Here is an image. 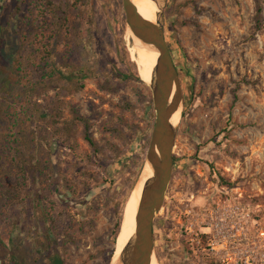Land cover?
Returning a JSON list of instances; mask_svg holds the SVG:
<instances>
[{"label": "rangeland", "instance_id": "rangeland-1", "mask_svg": "<svg viewBox=\"0 0 264 264\" xmlns=\"http://www.w3.org/2000/svg\"><path fill=\"white\" fill-rule=\"evenodd\" d=\"M0 6L9 12L0 58V264H51L54 255L62 264H110L111 231L144 168L154 124L146 84L118 85L127 73L121 42L133 63L121 0ZM162 18L183 106L153 257L209 264L187 254L182 199L200 203L227 187L264 213V0H167ZM74 70L81 88L67 83ZM36 93L44 120L31 107ZM76 117L88 121L95 147ZM67 123L75 124L70 140L59 132Z\"/></svg>", "mask_w": 264, "mask_h": 264}, {"label": "water", "instance_id": "water-1", "mask_svg": "<svg viewBox=\"0 0 264 264\" xmlns=\"http://www.w3.org/2000/svg\"><path fill=\"white\" fill-rule=\"evenodd\" d=\"M157 7L155 22L142 19L130 0H121L125 16V30L158 53L151 81L146 85L151 91L154 124L150 134L144 165L147 163L152 176L142 187L135 217V232L122 249L115 264H147L153 256V221L163 209L173 167V148L177 128L171 117L182 108V91L178 72L164 39L163 11L167 0H151ZM174 89V93L169 96ZM111 263V262H110Z\"/></svg>", "mask_w": 264, "mask_h": 264}, {"label": "built area", "instance_id": "built-area-1", "mask_svg": "<svg viewBox=\"0 0 264 264\" xmlns=\"http://www.w3.org/2000/svg\"><path fill=\"white\" fill-rule=\"evenodd\" d=\"M180 233L187 254L209 264H264V213L227 187L196 202L180 201Z\"/></svg>", "mask_w": 264, "mask_h": 264}, {"label": "bare ground", "instance_id": "bare-ground-1", "mask_svg": "<svg viewBox=\"0 0 264 264\" xmlns=\"http://www.w3.org/2000/svg\"><path fill=\"white\" fill-rule=\"evenodd\" d=\"M137 14L144 20L154 23L157 13V7L151 0H130ZM130 30H125V42L128 46L133 48L132 61L135 65L137 75L140 80L148 85L151 81V75L153 68L156 65L158 59V53L151 46L141 42L139 39L133 36V39L129 37ZM132 34V33H131ZM174 93L172 90L169 99H171ZM180 113L176 112L170 119L171 125L175 126L179 122ZM152 176L150 166L146 163L141 170L136 185L130 192V195L125 203L123 215L120 221L119 233L116 239L117 255L111 260L110 264H115V260L125 247L127 242L131 239L135 232V217L141 197L142 187L144 182ZM147 264H156L155 259L152 256Z\"/></svg>", "mask_w": 264, "mask_h": 264}, {"label": "trees", "instance_id": "trees-1", "mask_svg": "<svg viewBox=\"0 0 264 264\" xmlns=\"http://www.w3.org/2000/svg\"><path fill=\"white\" fill-rule=\"evenodd\" d=\"M0 10H1V14H0V58L2 57V39L3 37L6 35V28L8 24V21H7V16L9 15V12L7 11L6 7L4 6H0ZM17 11V7L14 8V12ZM13 12V13H14ZM13 15L11 13V16L13 18ZM253 20H254V24H255V29L258 31L260 30L261 28V25H262V21H263V17H262V6L260 3L256 2L255 3V12H254V16H253ZM6 28H5V27ZM121 45V50L123 52V65L125 67V69L127 70V73H123V74H120L119 75V83L118 85H122L123 83L125 82H128V81H133V82H142L139 78V76L137 75V72H136V69H135V65L130 61L129 59V54H128V51L126 49V47L124 46V44L121 42L120 43ZM77 71H73V74L72 76H69L67 78V83H69L74 89H77V86L80 83V80L77 79L75 76L77 75ZM79 88H81V85H79ZM39 96V93H36L31 100V107L34 109V111L36 112V114L38 115L39 118H41L42 120L46 119L48 117V113H46L45 111H40L38 110V107H37V103H36V99L37 97ZM4 96H2L0 99L2 100ZM76 121H80L81 123H83V126H84V130H83V133H82V137L84 139L85 142L88 143L89 146L91 147H95L94 146V142L92 141V139L89 137L88 135V129H89V125H88V121L86 119H83V118H80V117H76L75 120ZM74 122V123H75ZM74 123H67V124H64L60 129H59V132L62 136H65L64 139L65 140H70L72 138H74V127H75V124ZM51 148H53V146H51ZM173 160L175 162V158L173 157ZM136 182V181H135ZM217 184L219 186H231L227 181L223 180L222 178H218L217 180ZM132 189V188H131ZM131 191V190H130ZM130 191H129V194L127 196V199L130 195ZM124 200V202L122 203V206L120 207L119 209V212H118V217H117V220L112 228V231H111V235L113 237V240H114V243H116V239H117V236H118V233H119V227H120V221H121V217H122V214H123V207H124V204L125 202L127 201ZM48 236V240H50L49 238L51 237L50 234L47 235ZM51 245V243L49 242H45L44 243V247H45V250L47 253H49V250H47V244ZM111 255V253H110ZM110 258V257H109ZM50 261H51V264H62V261L59 259V257H57L56 255L54 256H51L50 257ZM107 264V263H106Z\"/></svg>", "mask_w": 264, "mask_h": 264}]
</instances>
